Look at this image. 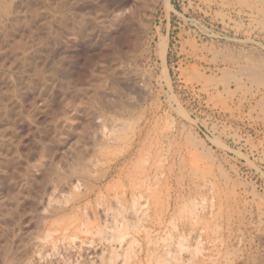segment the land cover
Here are the masks:
<instances>
[{
	"label": "rangeland",
	"instance_id": "obj_1",
	"mask_svg": "<svg viewBox=\"0 0 264 264\" xmlns=\"http://www.w3.org/2000/svg\"><path fill=\"white\" fill-rule=\"evenodd\" d=\"M110 263L264 264V0H0V264Z\"/></svg>",
	"mask_w": 264,
	"mask_h": 264
},
{
	"label": "bare ground",
	"instance_id": "obj_2",
	"mask_svg": "<svg viewBox=\"0 0 264 264\" xmlns=\"http://www.w3.org/2000/svg\"><path fill=\"white\" fill-rule=\"evenodd\" d=\"M137 204V203H136ZM105 224H106V222H104ZM103 224V223H102ZM114 224V223H113ZM117 224V223H116ZM112 225V224H111ZM119 225V224H118ZM116 227V226H115ZM118 228V227H117ZM112 230V229H111ZM117 234V233H116ZM114 237L115 236H110L109 238H113L114 239ZM109 238H107V239H109ZM116 256V255H115ZM116 258V257H115ZM118 258V257H117ZM110 261H111V259H110ZM111 264V263H110Z\"/></svg>",
	"mask_w": 264,
	"mask_h": 264
}]
</instances>
